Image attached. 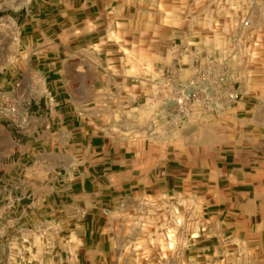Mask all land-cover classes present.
<instances>
[{"label": "crops", "instance_id": "crops-1", "mask_svg": "<svg viewBox=\"0 0 264 264\" xmlns=\"http://www.w3.org/2000/svg\"><path fill=\"white\" fill-rule=\"evenodd\" d=\"M14 3L6 34L16 51L0 70V96L20 109L0 118V217L14 214L12 240L26 231L29 263L143 264L163 257L170 225V258L264 264V79L252 81L250 102L230 105L221 91L193 101L182 129L171 119L165 136L146 117L162 114L167 94L146 84L162 77L140 74L130 86L112 70L122 59L108 36L127 49L131 33L147 31L132 28L131 0ZM116 97L128 100L122 123Z\"/></svg>", "mask_w": 264, "mask_h": 264}, {"label": "rangeland", "instance_id": "rangeland-1", "mask_svg": "<svg viewBox=\"0 0 264 264\" xmlns=\"http://www.w3.org/2000/svg\"><path fill=\"white\" fill-rule=\"evenodd\" d=\"M131 6L138 10L131 15L132 28L136 32L147 31L131 33V45L130 48L126 46L127 49L118 47L121 35L108 36L112 37L108 41L116 46L109 51L110 56L122 59L115 62L112 70L116 74L130 75L134 79L128 82L130 86L142 83L138 80L140 74L153 77L157 73V80L162 77V82L146 83L147 87L161 86L167 94L162 114L147 113L146 117L150 123L157 116L163 135L172 134L171 119L181 130L190 113L185 106L193 101L203 102L210 93H225L230 105L253 100L250 99L252 81L264 79V0H131ZM16 7L14 0H0V70L11 63L16 51L11 48V35L6 34L15 25L12 17L18 18ZM246 20L248 26L243 25ZM123 62L124 65H120ZM115 87L116 91L121 89L118 85ZM231 91H240L242 98L231 101L228 96ZM125 102L128 104L126 99H115L116 114L112 117L117 123L129 119L122 111ZM181 203L178 210L180 228L186 217L185 206ZM162 212L163 218H171L169 211ZM11 213L5 210L0 217L3 219L0 226H6L4 235L0 236V264H30L28 255L32 246L29 242L32 241L26 240V231L19 232L18 241L12 240L11 216L14 214ZM146 228L147 232L154 229ZM161 230L163 257H146L142 259L143 264H187L184 257L169 256V249L174 245L171 226L163 225ZM197 230L196 226L195 233ZM35 247L41 249L42 244L37 243ZM202 260L196 259V263L202 264ZM211 264L216 261L212 260Z\"/></svg>", "mask_w": 264, "mask_h": 264}, {"label": "built area", "instance_id": "built-area-1", "mask_svg": "<svg viewBox=\"0 0 264 264\" xmlns=\"http://www.w3.org/2000/svg\"><path fill=\"white\" fill-rule=\"evenodd\" d=\"M243 25L248 26L249 21H244ZM20 82H17L12 88V91L15 93V96L18 95V90L20 88ZM229 99L231 101H238L241 97L240 91H231L229 93ZM20 105L18 102L11 100L10 96H0V118L6 117H15L19 114Z\"/></svg>", "mask_w": 264, "mask_h": 264}]
</instances>
